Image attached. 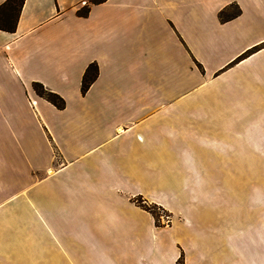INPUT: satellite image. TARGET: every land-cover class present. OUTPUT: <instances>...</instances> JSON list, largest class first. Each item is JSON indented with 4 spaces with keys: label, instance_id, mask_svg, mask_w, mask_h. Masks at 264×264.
Returning a JSON list of instances; mask_svg holds the SVG:
<instances>
[{
    "label": "crops",
    "instance_id": "crops-1",
    "mask_svg": "<svg viewBox=\"0 0 264 264\" xmlns=\"http://www.w3.org/2000/svg\"><path fill=\"white\" fill-rule=\"evenodd\" d=\"M86 1L0 30V264H264V0Z\"/></svg>",
    "mask_w": 264,
    "mask_h": 264
},
{
    "label": "trees",
    "instance_id": "trees-1",
    "mask_svg": "<svg viewBox=\"0 0 264 264\" xmlns=\"http://www.w3.org/2000/svg\"><path fill=\"white\" fill-rule=\"evenodd\" d=\"M105 0H87L85 5L81 7L78 11H76V15L79 17H85L88 13L89 6L92 4H98ZM24 4V0H6L3 4L0 5V30L6 33H13L15 27L17 25L18 16L20 13V9H22ZM240 14V10L235 7L234 10L230 14H225L221 12L219 17L222 20H226L227 18L231 19L232 17L238 16ZM97 78V67L95 64H90L86 67L82 81L80 82V91L82 94H85L91 83L95 81ZM32 88L36 95L50 102L57 109L64 108V101L57 94L52 93L45 89L39 83H32ZM136 206L149 212L153 219L155 227H162L164 225L159 221L160 212L168 214L161 207H158L154 204H147L141 198L134 199ZM183 255L180 254L179 258L176 260L175 264H183Z\"/></svg>",
    "mask_w": 264,
    "mask_h": 264
},
{
    "label": "rangeland",
    "instance_id": "rangeland-1",
    "mask_svg": "<svg viewBox=\"0 0 264 264\" xmlns=\"http://www.w3.org/2000/svg\"><path fill=\"white\" fill-rule=\"evenodd\" d=\"M170 188H171L170 180L163 181V187L160 188L161 195L163 194V195H167L168 197H170ZM159 214H160L159 221L161 222L162 225L165 226L171 223V217L169 216V214H165L163 212H160Z\"/></svg>",
    "mask_w": 264,
    "mask_h": 264
},
{
    "label": "built area",
    "instance_id": "built-area-1",
    "mask_svg": "<svg viewBox=\"0 0 264 264\" xmlns=\"http://www.w3.org/2000/svg\"><path fill=\"white\" fill-rule=\"evenodd\" d=\"M167 223H168V222H167ZM167 223H166V224H167Z\"/></svg>",
    "mask_w": 264,
    "mask_h": 264
}]
</instances>
